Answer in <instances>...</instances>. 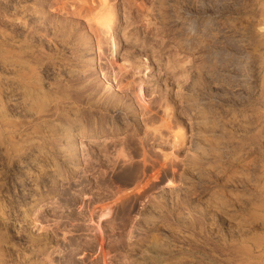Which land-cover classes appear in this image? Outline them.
Instances as JSON below:
<instances>
[{"label":"rangeland","instance_id":"rangeland-1","mask_svg":"<svg viewBox=\"0 0 264 264\" xmlns=\"http://www.w3.org/2000/svg\"><path fill=\"white\" fill-rule=\"evenodd\" d=\"M258 27L264 0H0V264H264Z\"/></svg>","mask_w":264,"mask_h":264},{"label":"bare ground","instance_id":"bare-ground-1","mask_svg":"<svg viewBox=\"0 0 264 264\" xmlns=\"http://www.w3.org/2000/svg\"><path fill=\"white\" fill-rule=\"evenodd\" d=\"M91 3H93V2H91ZM101 2H99V4H100ZM103 3V2H102ZM103 5V4H102ZM98 7L100 6V5H97ZM102 6H100L99 8H101ZM30 9V8H29ZM28 9V10H29ZM97 9V8H96ZM95 9V7H93V10L95 11L96 10ZM31 12V11H30ZM25 13V12H24ZM93 13V12H92ZM97 14V13H96ZM99 14V13H98ZM99 17V16H98ZM105 17V16H104ZM184 20V19H183ZM173 25H174V31H176V34H178V35H181V36H186L187 35V33H188V31H191L192 30V28L190 27V29H189V26H187L188 28H186V25H184L183 26V22H181L179 19L177 20H174V23H173ZM194 25V24H193ZM206 26V25H205ZM219 27V26H218ZM224 28V27H223ZM189 29V30H188ZM222 29V28H221ZM264 28L262 27H258V32L260 33V32H262V30H263ZM194 30V29H193ZM187 38H188V36H186ZM196 39H198V38H196ZM186 41L188 40V39H185ZM195 40V39H194ZM191 41H193V39L191 40ZM196 43H198L197 42V40L195 41ZM187 44H188V41L186 42ZM190 43V42H189ZM247 44L248 43H246V42H241V44H239L241 47H244V46H247ZM14 48H16V47H14ZM225 48V47H224ZM2 49V48H1ZM211 52V51H210ZM5 53V52H4ZM214 54V53H213ZM6 56L7 55H9V54H5ZM218 56V55H217ZM219 57V56H218ZM216 58V57H215ZM6 59V58H5ZM213 59V58H212ZM1 61L2 60H0V63H1ZM15 61V60H14ZM13 62V60H12V57H11V62H9V61H2V63H1V65L0 66H2L3 68H6V69H8V70H12V71H18V70H20V69H22L23 68V64H16V63H12ZM208 63V62H207ZM5 69V70H6ZM25 69H26V67H25ZM24 69V70H25ZM23 70V71H24ZM11 72V71H10ZM15 74V73H14ZM4 82H6V81H4ZM11 83V82H10ZM4 84V83H3ZM32 85V84H31ZM1 86V85H0ZM12 87V86H11ZM17 87H18V85H17ZM19 87H20V85H19ZM22 87V86H21ZM37 87V86H36ZM2 88V87H1ZM24 88V87H23ZM27 88V87H26ZM21 89V91L19 92V94L20 95H22V106H24V107H28L29 109H31L32 107V105H34L35 106V104L36 103H40V102H42V98L43 97H41L36 91H32V90H30V89ZM10 89H12V88H10ZM34 89V88H33ZM35 90V89H34ZM37 90V89H36ZM13 91V90H12ZM40 92H42V91H40ZM11 93V92H10ZM17 94V93H16ZM15 94V95H16ZM13 95V94H12ZM19 95V96H20ZM14 96V95H13ZM19 96H17V97H19ZM45 96V95H44ZM16 97V96H15ZM14 99V98H13ZM12 98H11V100H13ZM11 100H9V101H11ZM15 101V100H14ZM13 101V102H14ZM12 102V101H11ZM10 102V103H11ZM15 103H18L17 101L15 102ZM43 103V102H42ZM44 103H45V101H44ZM19 106H21V104H19ZM17 107V105L14 107V109ZM23 107V108H24ZM31 107V108H30ZM39 107H41V106H39ZM22 108V109H23ZM27 108V112H29L30 110ZM0 109H1V107H0ZM21 109V110H22ZM33 109V108H32ZM24 110V109H23ZM25 111V110H24ZM31 111H33V110H31ZM30 111V112H31ZM38 112V111H37ZM72 113V112H71ZM34 114V113H33ZM38 115V114H37ZM36 115V116H37ZM35 116V115H34ZM75 116V115H74ZM4 117H6V116H3L2 115V111H0V119H4ZM204 117V116H203ZM206 123V122H205ZM42 125V124H41ZM79 125V124H78ZM206 125V124H205ZM42 127V126H41ZM48 127H50V126H48ZM71 127V126H70ZM51 128V127H50ZM42 129V128H41ZM43 129H44V127H43ZM79 129V128H78ZM206 129H208V128H206ZM54 130V129H53ZM56 130V129H55ZM210 130V129H209ZM69 131H71L69 128H67V127H61V128H59L58 130H56V131H54V135L56 134V136H57V134H63L65 137L68 135L69 136ZM53 132V131H52ZM48 133V132H47ZM49 134V133H48ZM41 135H43V134H41ZM69 139V138H68ZM66 140V139H65ZM8 143V142H7ZM9 145V144H8ZM13 147H14V145H13ZM63 151V150H62ZM64 152V151H63ZM65 153V152H64ZM46 154V153H45ZM43 156V155H42ZM38 157V156H37ZM41 157V156H40ZM63 158H67V156L66 155H64L63 156ZM40 159V158H39ZM37 160V159H36ZM36 160H34V161H36ZM42 160V159H41ZM46 160H47V158H46ZM33 162V161H32ZM39 162V161H38ZM38 162H37V164H38ZM43 162V161H42ZM36 163V162H35ZM40 163V162H39ZM46 165V164H45ZM52 167V166H51ZM53 168V167H52ZM52 168L50 169V168H45V170H42V171H44L45 173H44V177L46 178V180H48V179H51L52 177H53V175H52V173H53V171H52ZM30 175V174H29ZM28 175V176H29ZM43 177V176H42ZM49 181V180H48ZM261 189H263L264 190V188H261ZM212 194H213V192H212ZM35 195V193L33 192V195H31V196H34ZM213 197V196H212ZM211 197V198H212ZM215 197V196H214ZM214 200V199H213ZM214 201H218L217 200V198H216V200H214ZM261 201V200H260ZM215 204H216V206L220 209V208H222V210L221 211H223V208L225 207H223V204L222 203H220V202H214ZM225 204V203H224ZM260 205H263V204H260ZM259 205V206H260ZM257 206H258V204H257ZM258 206V207H259ZM216 207V208H217ZM231 208V207H230ZM226 209H228L227 208V205H226V207H225V210ZM216 210V209H215ZM224 210V211H225ZM241 210V209H240ZM220 211V210H219ZM229 211V210H228ZM227 211V212H228ZM232 212V211H231ZM244 212V211H243ZM252 213V212H251ZM254 213V212H253ZM231 214V213H230ZM254 214H256V213H254ZM259 215L261 214V213H258ZM232 215V214H231ZM232 217H234L235 219H236V221H237V223H239L240 225H245V226H249V224H248V222L250 223V220L249 219H246L245 217H244V215H242V213H240V211L238 210L237 211V209H236V211H234L233 212V215H232ZM249 217V216H248ZM230 218V217H229ZM249 220V221H248ZM264 220V219H263ZM252 222V221H251ZM248 224V225H247ZM262 224V223H261ZM254 226V225H253ZM241 227V226H240ZM250 227H252V226H250ZM247 229V228H246ZM248 230H251V228L250 229H248ZM244 231V230H243ZM247 231V230H246ZM246 234V233H245ZM258 235V234H257ZM242 236H243V234H242ZM259 236V235H258ZM252 238V237H251ZM256 240H257V237L255 238ZM252 240V239H251ZM259 240V239H258ZM255 242V241H254ZM253 244V243H252ZM244 245V244H243ZM242 245V246H243ZM256 246V245H255ZM245 247V246H244ZM248 247V246H247ZM246 247V248H247ZM149 248V247H148ZM152 247H150V249H151ZM158 249H160V248H158ZM157 249V250H158ZM240 249V248H239ZM242 249V248H241ZM249 249V248H248ZM142 250V249H141ZM152 250H154L153 248L151 249V250H146V251H148L147 252V256H148V260H150V264H166L165 263V260H166V258H165V260H164V255L162 254V256L163 257H158V256H156V255H154L153 253H152ZM161 250V249H160ZM244 250V249H243ZM242 250V251H243ZM145 251V250H144ZM247 251V250H246ZM155 252H158V251H155ZM142 253H144V252H142ZM159 254V253H158ZM161 254V253H160ZM172 255V254H171ZM255 255V254H254ZM146 256V257H147ZM168 259V258H167ZM247 259V258H246ZM182 260V259H181ZM144 261V260H143ZM241 261V260H240ZM244 261V260H243ZM141 262V261H140ZM148 261H145V263H147ZM172 262H173V260H172ZM247 262V261H246ZM249 262V261H248ZM144 263V264H145ZM175 263V262H174ZM168 264V263H167ZM180 264V263H179Z\"/></svg>","mask_w":264,"mask_h":264}]
</instances>
